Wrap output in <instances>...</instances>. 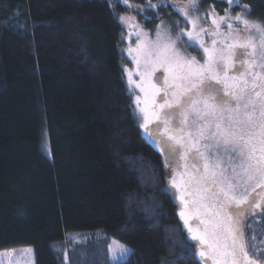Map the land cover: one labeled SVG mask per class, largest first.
<instances>
[{
    "label": "trees",
    "instance_id": "obj_1",
    "mask_svg": "<svg viewBox=\"0 0 264 264\" xmlns=\"http://www.w3.org/2000/svg\"><path fill=\"white\" fill-rule=\"evenodd\" d=\"M234 1L264 21V0ZM191 3L0 0V251L29 246L35 264H111L117 239L131 250L119 264H203L124 71L128 23L151 29L177 14L173 4ZM244 234L264 262L263 213Z\"/></svg>",
    "mask_w": 264,
    "mask_h": 264
},
{
    "label": "snow or ice",
    "instance_id": "obj_2",
    "mask_svg": "<svg viewBox=\"0 0 264 264\" xmlns=\"http://www.w3.org/2000/svg\"><path fill=\"white\" fill-rule=\"evenodd\" d=\"M222 2L231 6L234 0ZM123 4L130 7L128 0ZM155 7L147 4L148 10ZM172 7L191 24L193 30L181 35H186L188 47L202 53L204 63L195 56H182L174 41L161 40L159 30L154 42L140 40L136 32L137 45L130 46L127 54L136 65L138 80L124 69L130 94L137 89L142 94L135 96L133 115L164 155L169 186L181 205L179 218L190 239L198 243V255L211 264H257L249 256L243 228L246 216L264 211V74L246 59L247 50H254L251 38L229 42L228 37L217 36L222 35L221 23L232 29L228 20H233L254 30L264 46V27L226 12L219 22L215 17L211 21L217 31L197 32L198 24L187 8ZM120 22L127 24L128 19L120 17ZM205 35L212 38L211 46ZM221 153L227 155L226 164ZM253 182L252 192L256 188L261 192L249 199L248 186ZM117 251L121 259L131 252L115 242L109 252L115 257Z\"/></svg>",
    "mask_w": 264,
    "mask_h": 264
},
{
    "label": "rangeland",
    "instance_id": "obj_3",
    "mask_svg": "<svg viewBox=\"0 0 264 264\" xmlns=\"http://www.w3.org/2000/svg\"><path fill=\"white\" fill-rule=\"evenodd\" d=\"M129 1H133V0H129ZM226 4H227L226 9L222 13L216 12L215 8L202 6L201 4H199L197 2H195V10H193V8H192V3L188 4L185 7L188 10L189 17H191L193 20H196V22L198 24V27L195 29V31H197V32H199L201 29H207V30L214 31V32L217 31L215 26L212 25L211 21L215 17L217 19V21L219 22L220 17L226 16V12L231 17H235L237 15H240L243 19L248 20L250 23L264 27V21H258L254 18L249 17V15H248L249 8L248 7L244 8L243 6H239V4H238V7H240L239 10H235L234 7L237 6L236 1H234L231 6L228 3H226ZM228 22L232 23V29L227 28L226 24L221 23L218 32L221 33L222 35H218L217 39L219 40V39H223L224 37H228V41L231 42V41H245L248 38H251L253 40V43H254V50L253 49L247 50L250 53V55L248 57H246V59L250 63L255 62V65L257 66L256 70L259 71L261 74H264V46H261V44H260L259 35L256 34L255 31L252 29H246L245 26L241 23L235 22L233 20H228ZM127 28H128L127 32H126L127 35L125 36V43L127 45L126 49H125V55L129 60V66L127 67V69L133 72V74H134L133 79L138 80V76L135 75L136 65L132 61V58L128 56L127 49L130 46L133 48L136 47V45H137V39L135 36L136 32H140V34H141L140 40H142V41L147 40L149 42H154V41H156L157 30H159V32L161 34V40L164 41V40H167L168 38H170V42L174 41L176 50L182 56H184L185 58H191V57L195 56L198 60L201 61V63H204L202 53L193 47H188L187 46L188 41H187L186 35H181V33H186L188 31H192L193 29L191 27V24L187 23L185 18L181 14H179L178 12H177V14H173V15H170V16L163 18L162 20H160L158 22V24H156L151 29H146V28L142 27L141 24L135 23L134 20L132 22L128 23ZM201 35H203V33H201ZM204 40H205L206 44L211 46V43H212L211 37L205 35ZM217 47H222V46L217 45ZM141 68H143V65H141ZM156 75L159 76V75H161V73L157 72ZM248 76H250V73L246 74V78ZM126 77H127V73H126ZM127 79H128V77H127ZM130 89H131V86H130ZM136 95H142L138 89L135 90V93L133 94L134 100H135ZM138 122L140 124L142 123V121H140V120H138ZM149 127H150V129H155V125H150ZM141 130H142V133L144 135H146V137L149 139V141H151L150 139L153 140V138L151 136L144 133L143 128H141ZM155 143H156L155 146L159 149L158 143L157 142H155ZM161 154L163 155V153H161ZM221 155L224 156V161L226 164L227 163V155H225L224 153H221ZM163 159H164V155H163ZM166 171H167L168 182H169V180L171 178L170 173L167 170V168H166ZM168 182H167V186H166L167 191H168V193H170L171 197L174 199L176 205L178 206L179 212H180L181 205H180V201L178 199V195L174 189L170 188ZM254 186H255V182H253L252 184H250L248 186V198L249 199H251L253 196H255L256 193L261 192L260 188H256V191L252 192V187H254ZM241 195H243V194H241ZM260 213L264 214V211L257 210L256 214L246 216L245 220H244V228H245V225L248 223V221L250 222V221H253L255 219L258 220ZM192 223L195 224V221H193ZM244 228H243V231H244ZM248 228H250V227L248 226ZM259 232H260V228L258 231L253 232V235H255L256 233H259ZM244 236H245V234H244ZM246 236H247V234H246ZM251 239L254 241V239L252 237H251ZM262 239H263V236H262ZM263 241H264V239H263ZM115 242H118L120 245H123L124 247L130 249L128 246L122 244L117 239L116 240L115 239L110 240V242L108 244L109 248H110V246H113ZM196 244H197V247L199 250V245L197 242H196ZM109 254L111 256V264H119L122 260H124L128 257L127 256L126 258L121 259L120 255H119V251L116 252L115 257L113 256L112 253L109 252ZM200 260H201V263H203V264H211V261H206L204 258L200 257ZM0 264H35L34 249H32L31 247L28 246V247H19V248L14 249V250L0 251ZM257 264H264V262H258L257 261Z\"/></svg>",
    "mask_w": 264,
    "mask_h": 264
},
{
    "label": "flooded vegetation",
    "instance_id": "obj_4",
    "mask_svg": "<svg viewBox=\"0 0 264 264\" xmlns=\"http://www.w3.org/2000/svg\"><path fill=\"white\" fill-rule=\"evenodd\" d=\"M249 80H251V75L247 77Z\"/></svg>",
    "mask_w": 264,
    "mask_h": 264
}]
</instances>
